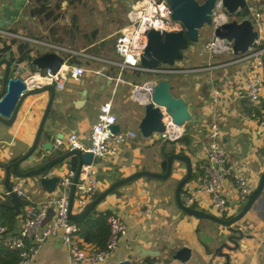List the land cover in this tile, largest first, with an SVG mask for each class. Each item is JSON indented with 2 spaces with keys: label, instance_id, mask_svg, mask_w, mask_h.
<instances>
[{
  "label": "crops",
  "instance_id": "crops-1",
  "mask_svg": "<svg viewBox=\"0 0 264 264\" xmlns=\"http://www.w3.org/2000/svg\"><path fill=\"white\" fill-rule=\"evenodd\" d=\"M39 1L45 0H26L23 5L18 17L22 18L25 30L21 33L71 49H83L90 54L106 58L116 57L115 31L126 23L128 9L137 2V0H73L72 9L67 11L66 6L72 0H60V7L57 10L61 13L58 19L65 16L66 22H62L63 24L55 29L49 23L50 19L29 14L30 6ZM2 2L5 0H0V4ZM48 3L53 8L55 2ZM252 3L264 12V0H252ZM103 25L105 29L101 30ZM48 33L52 34L48 35ZM212 34L211 28L201 31L198 40L183 50L182 58L174 61L180 65H205L208 66L207 68L196 72L167 75L171 91L186 100L196 119L190 122L189 145H185L182 138L155 141L140 134L138 122L143 115V107L141 110L131 111L132 119L129 120V101H136L130 97L129 82H139L131 75L123 71L122 79L115 84L114 78L118 73L115 65L90 56L75 55L68 58L67 62L80 64L86 70L79 81L68 79L65 80L64 88H54V97L44 128L52 127L53 121L57 119L59 123L53 128L54 133H62L63 137L52 139V142L61 143L69 148L66 136L71 131H75L83 141L87 142L91 126L97 119L99 106L108 100L117 115L115 122L118 126L117 131L135 132L134 136H127L119 145L115 155L102 157L99 162L94 161L99 184L96 193L90 196L89 201L116 179L133 172L142 169L164 172L166 158L162 148L166 153L177 152L183 148L184 154L190 156L192 163L201 165L206 161L205 150L211 140L209 132L213 123L217 124L220 132L218 141L223 145L228 158L242 161L247 173L257 174V182L260 172L264 170V118L257 121L248 117L243 101L236 93L248 75L249 64L247 61H237L218 65L219 62L235 57L229 50L217 54L211 64L207 65L208 55L203 44ZM31 52L34 56L42 52V49L39 46L34 47ZM26 64L29 69L36 68ZM3 70L4 65H0V74ZM152 76L144 78L143 81ZM34 89L28 90L23 95L11 124L0 121V162L2 163L17 160L32 146L49 98V90L36 92ZM215 89L219 91L216 101L213 100ZM82 90H85V94H82ZM137 104L141 106L138 102ZM49 135L42 131L38 145L49 140ZM59 139L62 141L58 142ZM187 146H190V149L187 150ZM77 160V156L74 155L71 163L62 161L64 171L61 173L75 169ZM30 163H20L17 168L23 169L25 164ZM185 171V163L175 159L173 170L167 178L150 176L135 178L117 186L95 205L98 211L107 209L119 214L127 224L126 234L120 238L116 249L103 264L131 257L137 252L136 249L134 250L136 245L150 248L154 253L151 256L137 257V264H205L203 259L211 256L212 247L218 243L213 237L218 232H224L225 228L210 219L187 214L178 207L174 199V190ZM50 172L56 171L54 169ZM116 174L119 175L118 178L115 177ZM3 175L4 171L0 168L2 180ZM9 178L12 183L21 181L24 184V189L34 204L46 201L57 194L56 190L50 192L35 185L33 177H18L10 170ZM183 190L184 187L181 195ZM4 194L9 193L0 194V200L11 204L10 196L4 197ZM3 209L8 213L0 209V224H4L12 234L17 233L22 220L23 204L18 206L17 211L10 208ZM234 209L235 207L232 212H235ZM80 211L81 209L73 202L71 212L77 214ZM210 212L217 213L213 209ZM241 225L244 235L237 242L242 247L233 254L232 264H264V191L251 205L241 220ZM253 227L257 230H253ZM79 238L85 247L97 246ZM210 238H212L211 242H209ZM184 245L192 248L191 257L185 263H180L172 259L171 255ZM3 254L4 252H0V264H3ZM193 258H197L198 262L195 263ZM30 264L87 263L73 261L61 244L59 235H54L39 247Z\"/></svg>",
  "mask_w": 264,
  "mask_h": 264
},
{
  "label": "built area",
  "instance_id": "built-area-1",
  "mask_svg": "<svg viewBox=\"0 0 264 264\" xmlns=\"http://www.w3.org/2000/svg\"><path fill=\"white\" fill-rule=\"evenodd\" d=\"M201 1V0H198ZM251 20L253 29L256 30V47L244 53L235 55L234 58L219 62L218 65H226L237 61H247L249 64L248 75L238 87L237 96L243 101L248 117L259 120L264 118L262 99L264 97V12L252 2L246 0L242 13ZM241 15V16H242ZM241 16L239 18H241ZM228 20L222 1L216 0L212 13V25L218 26ZM155 28L159 31L183 30L179 20L171 18V9L166 0H137L127 11V21L117 31L114 37V50L116 57L106 58L90 54L86 51L75 50L66 46L41 40L21 32H12L0 28V34L16 38L21 41H29L37 44L42 51L53 50L63 57V62L56 71L50 68L29 69L30 60L11 61V75L21 77L30 90L47 84H53L54 88H64L65 80L79 81L86 70L77 63L67 62L68 58L75 55L90 56L115 65L118 73L115 76V84L121 80V74L125 68L134 71H144L155 74L143 82H129L130 97L138 103L145 104L150 100V90L155 77H163L170 74L196 72L208 66H185L173 62L159 63L153 68L147 69L140 64V56L147 43V32ZM207 52L208 63L224 51H232L231 42H224L222 38L212 34L203 44ZM33 51V48L32 50ZM32 55V52H31ZM22 94V93H21ZM218 90H214L213 100H217ZM164 129L156 132L163 140H178L185 134V125L176 124L161 107ZM117 120V115L112 110L111 102L105 101L99 106L97 119L92 124L88 141H83L75 131L66 136L69 148H78L92 153L90 163H82L74 190L73 202L82 210L89 202L90 196L97 191L99 184L97 168L94 157L115 155L119 145L127 136H134V131H116L110 128ZM220 132L216 123L211 124L209 136L211 138L206 150V161L199 165L192 163L193 177L183 187L181 198L189 206L210 211L215 210L217 215L228 217L237 211L256 185L257 174H249L245 170L242 161L228 158L223 145L218 141ZM59 139L58 142H61ZM74 169H68L61 173L57 183V194L52 198L34 204L24 189L21 181L13 182L11 188L22 198L23 215L17 233L12 234L4 224H0V247L17 252L15 264H30L39 250V247L51 236L59 235L61 244L67 250L70 258L79 263L103 264L108 256L116 249L120 238L127 232L125 220L117 213L100 210L104 216L108 235L102 247L83 246L78 234L77 223L68 216L69 186L71 184ZM192 177V178H193ZM8 193L0 177V194ZM235 207V212H232ZM253 230H257L253 227Z\"/></svg>",
  "mask_w": 264,
  "mask_h": 264
},
{
  "label": "water",
  "instance_id": "water-1",
  "mask_svg": "<svg viewBox=\"0 0 264 264\" xmlns=\"http://www.w3.org/2000/svg\"><path fill=\"white\" fill-rule=\"evenodd\" d=\"M216 0H166L171 9V18L179 20L183 25V30L159 31L151 28L147 32V43L140 56V64L147 68H153L159 63L172 64L175 60L182 58L183 50L187 47L188 41L195 42L198 40L200 29L204 26H210L213 34L223 39L224 42H231V49L234 55L244 53L251 48L256 47V30L253 29L252 22L244 15L241 18H230L218 26L212 25V13L214 10ZM223 8L229 13H238L244 9L246 0H221ZM26 0H5L0 4V28L6 26L11 19L19 17L20 11ZM239 14V13H238ZM10 52H6L0 58V65H4V70L0 74V121L5 124H11L14 119L15 112L23 95L28 91L26 84L21 77H13L11 75V60L9 58ZM63 62V57L53 50H44L32 56L30 63L38 69L50 68L56 71ZM264 63V52H263ZM156 80L152 84L150 90V100L143 107V115L138 122V129L142 136L148 138L153 133L161 132L164 129L162 120L161 107L165 108L167 114L178 125H185L189 122H194L195 116L190 111L186 100L180 96L175 95L171 91V84L168 81V76L155 77ZM264 78V74H263ZM49 90V98L43 111V115L39 122L32 146L30 150L24 155L13 160L7 164L0 163V168L3 169V183L8 191V204L4 200H0V207L18 210V206L22 204V198L12 190V181L9 178L10 170L18 177H33L35 185L48 189L50 192L56 190L59 181L60 173L64 171L62 161L71 163L72 156L76 155L78 160L74 169V175L69 186L68 198V216L74 222H80L83 218L95 207V205L107 194L113 191L117 186L130 182L135 178L141 176H150L156 178H167L173 170V160H181L185 163L186 171L178 180L175 190L174 199L178 207L187 214L193 215L197 218H207L218 225L225 228L224 232H218L214 237L217 245L212 247L211 256L203 259L205 264H232L234 260L233 254L242 247L237 242L244 235V230L241 225V220L249 211L251 205L259 198V195L264 191V170L259 174L256 185L246 200L240 204L237 211L228 217H222L208 210L189 206L183 202L181 198V189L188 179L193 176V168L191 158L188 154H180L178 152L166 153L163 148L162 153L166 158V168L164 172H152L149 170H139L116 179L107 188L100 191L88 204L77 214L71 212L74 198V190L77 182L80 166L82 163H90L92 161V153L89 151H82L78 148H66L61 143L54 144L52 139L63 137L62 133H54L53 128L59 123L55 119L52 127L44 128L47 115L49 113L51 103L54 97V85L47 84L34 91ZM22 93V94H21ZM85 94V90H82ZM264 100V97H263ZM113 132L118 130V126L114 123L110 125ZM44 131L49 135V140L41 142L38 145L40 135ZM99 156H95L93 161L99 162ZM23 162H31L25 164L23 169H18L17 166ZM56 172H50V171ZM245 229V228H244ZM212 238H210V241ZM138 247V249H137ZM137 250L131 257L112 262L110 264H137V257L142 258L146 255H153L150 248H145L140 245L134 246ZM191 247L181 246L177 248L171 255L172 259L185 263L191 257ZM195 263L197 258H193Z\"/></svg>",
  "mask_w": 264,
  "mask_h": 264
},
{
  "label": "trees",
  "instance_id": "trees-1",
  "mask_svg": "<svg viewBox=\"0 0 264 264\" xmlns=\"http://www.w3.org/2000/svg\"><path fill=\"white\" fill-rule=\"evenodd\" d=\"M59 7H60V0L55 1L53 8L50 6V4L47 1H39L34 5L30 6L29 14H31L32 16L34 15L41 16L43 19L56 20L58 19L61 13L57 10L59 9ZM243 11L244 9L238 12L239 15H242ZM3 28L12 32H25L23 20L21 17L16 19H11L9 23ZM192 43H193L192 41H188L187 46ZM31 50H32L31 46L25 41H21L13 37L9 38L0 34V58L4 56L6 52L9 51L10 52L9 58L12 62L14 60L18 62L24 60H31L32 58V55L30 53ZM262 107L264 108V100H262ZM190 126H191L190 123L186 125L187 130L185 134L181 137L184 140L185 145H189L191 143ZM189 147L190 146H187V150L190 149ZM193 148L194 147H192V149ZM177 152L180 154H184L185 150L181 148L180 151L178 150ZM9 162H11V160L3 163L7 164ZM196 169L200 170L199 164L196 165ZM3 196L7 197L8 194H4ZM0 209L8 213V211L3 209L2 207H0ZM8 216L10 217L11 215L9 214ZM77 226H78V234L84 241L94 243L99 247H102L104 245L108 234V228L104 216L95 207L83 218L82 221L77 223ZM0 248H1L0 252H4L3 260H2L3 264H15L17 259V252L3 247Z\"/></svg>",
  "mask_w": 264,
  "mask_h": 264
},
{
  "label": "rangeland",
  "instance_id": "rangeland-1",
  "mask_svg": "<svg viewBox=\"0 0 264 264\" xmlns=\"http://www.w3.org/2000/svg\"><path fill=\"white\" fill-rule=\"evenodd\" d=\"M45 1H48V2H51V3H54L55 2V0H45ZM249 2H252V0H248ZM74 1L72 0V1H70L69 2V4L66 6V9L65 10H71L72 9V3H73ZM226 12V11H225ZM64 13V12H63ZM67 13V12H66ZM227 13V15H228V19H230V18H239L240 17V15L236 12V13H229V12H226ZM66 16H68L67 14H66ZM64 18H65V16H61L60 17V19H58L57 21H54V20H49V23H51V25H52V27L53 28H55V29H57L58 28V26H60V25H62L64 22H66V21H64ZM54 21V22H53ZM63 22V23H62ZM211 27L210 26H204V27H202L201 29H200V32L201 31H205V30H207V29H210ZM105 29V25H103L102 27H101V30H104ZM29 33V32H28ZM31 33V32H30ZM56 33V32H55ZM50 34H52V33H48V35H50ZM54 34V33H53ZM4 36H6V35H4ZM6 37H9V36H6ZM10 38V37H9ZM26 43H28L29 45H31V46H33V50H34V47H36L37 48V44L36 43H33V42H29V41H25ZM39 50V49H38ZM124 73H127V74H129V75H131V77L133 78V79H135L136 81H139V82H142L143 81V79L144 78H146V77H150V76H154L155 74H149L150 72H144V71H136V72H134V70H131V69H128V68H125L124 69ZM129 107H130V111H129V120H131L132 119V115H130V112L131 111H133V110H141L142 109V105L141 106H139L138 104H137V102L136 101H129ZM190 123V122H189ZM188 124V123H187ZM187 124H185V128H186V125ZM186 130H187V128L185 129V132H186ZM148 138H150L151 140H155V141H157V140H162V139H160L158 136H157V134L156 133H153L152 135H151V137H148ZM180 140V139H179Z\"/></svg>",
  "mask_w": 264,
  "mask_h": 264
}]
</instances>
